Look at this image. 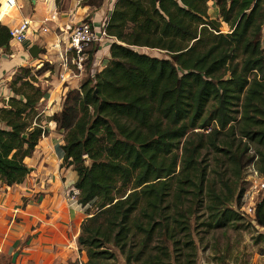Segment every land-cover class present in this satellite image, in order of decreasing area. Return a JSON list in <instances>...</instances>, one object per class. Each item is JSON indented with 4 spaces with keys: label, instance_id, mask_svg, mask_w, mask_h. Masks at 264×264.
I'll use <instances>...</instances> for the list:
<instances>
[{
    "label": "trees",
    "instance_id": "1",
    "mask_svg": "<svg viewBox=\"0 0 264 264\" xmlns=\"http://www.w3.org/2000/svg\"><path fill=\"white\" fill-rule=\"evenodd\" d=\"M215 4L220 19L208 15V0H116L105 21L113 38L107 65L80 91L69 90L63 109L48 118L64 132L62 165L75 170L79 202L87 205L77 237L84 264H110L113 249L126 263L197 264L195 208L204 206L209 228L235 223L242 216L231 202L243 192L236 196L250 148L264 174V0ZM10 39L0 21V49ZM31 72L16 69L8 84L14 95L0 107V182L8 186L23 181L24 158L47 134L38 108L46 90ZM205 148L228 157L235 180L215 186ZM255 220L264 228V196ZM154 237L160 243L151 245Z\"/></svg>",
    "mask_w": 264,
    "mask_h": 264
},
{
    "label": "crops",
    "instance_id": "2",
    "mask_svg": "<svg viewBox=\"0 0 264 264\" xmlns=\"http://www.w3.org/2000/svg\"><path fill=\"white\" fill-rule=\"evenodd\" d=\"M79 1L64 0L59 11L56 0H0V21L8 28L24 17L32 20L31 30L22 42L25 51L19 49L22 46L9 42L12 54L0 61V79L5 75L3 80L7 81L18 67L23 66L30 58L28 49L32 45L43 46L45 52L38 58H32L33 63L28 66H40L46 60L53 67L51 78L54 81L51 83L56 90L54 93L47 92L41 100H48L40 110L42 116L45 113V118L60 110L66 91H80L84 79L90 77L89 67L84 72L73 68L71 72L64 67L59 49L53 46L58 38L64 36L60 29L86 18L94 28L99 29L116 2L102 0L100 6L92 7ZM213 2L210 1L211 4ZM211 7L210 17L216 18L219 13L215 2ZM44 18L48 20L43 22ZM112 42L113 38L109 36L95 48L94 73L107 65ZM60 73L66 76L65 81L59 78ZM43 84L41 81V86L45 88ZM9 96L11 91L5 84L0 91V99L5 100ZM50 97L54 98L52 103H49ZM60 98L62 101L59 104ZM44 124L48 128L47 135L39 139L32 155L24 158L29 172L23 181L11 186L0 182V252L14 254L11 259V262L14 259V264H67L76 261L84 264L87 255L79 249L77 237L86 213L84 209L76 210L68 206L65 200V191L75 185L77 174L71 165H62L63 132L56 128L54 120H44Z\"/></svg>",
    "mask_w": 264,
    "mask_h": 264
},
{
    "label": "rangeland",
    "instance_id": "3",
    "mask_svg": "<svg viewBox=\"0 0 264 264\" xmlns=\"http://www.w3.org/2000/svg\"><path fill=\"white\" fill-rule=\"evenodd\" d=\"M86 1L88 0H80L79 2L80 4H83V2H86ZM90 1L93 3L97 2V0H90ZM210 1H208V10H207V13H209V16L212 14L211 11L213 9L211 6H213V3L215 2V0H212L214 1L212 4L210 3ZM62 2H64V0H57L56 2V6L59 11L62 8ZM91 5L93 6L94 4H91ZM216 18L220 19L219 15ZM220 30L221 32L226 33L229 31V27L226 23L221 22ZM21 44L15 43L17 47H20V46L23 47V48L20 47L19 49H22L25 51L26 48L23 46V43ZM10 48L11 46L9 44L8 50L3 51L2 49H0V59H1L0 61L4 59L6 60L9 58V55L12 54V51L10 50ZM137 50L147 52L154 56H160V57L164 56V54L161 51L149 50V49L146 50V49H139V48ZM43 52H45V49L42 46L40 54H42ZM30 63H33V59L31 56L28 60H26V62H24L23 66H28ZM44 63H48V62L45 60ZM33 65L34 64L28 67L32 68L31 74L34 73L35 77L37 76L39 81L40 79L41 81H43L44 83L43 85L45 87L44 89L46 90L44 97L47 95L46 94L47 92L51 93L52 91V93H54L55 92L54 90L56 89H54V84L51 83L54 80H53V77L51 78V75H52L51 73L53 72V68L50 67L51 66L50 63H48V65L50 66H45L46 70L44 71L42 70L41 73L40 72L36 73V71L42 69L43 68L42 65L40 66L38 65L33 66ZM50 68L52 71L50 70ZM12 75L7 81L3 80L5 77V75H3V77L0 79V84H1L0 91L2 88L3 89L5 88V84H7L8 86L12 78ZM9 90L11 91L10 88ZM69 90H75V89H69ZM68 91H66L65 96H63L64 97L63 104L60 107V110H57V112L55 113L53 112V115L59 114V112L63 109L65 98L67 96ZM13 95L14 94L11 91V96ZM8 98H6L5 100L0 99L1 100L0 107L6 103ZM61 98L58 101L59 104H60V101H62ZM47 101L48 100H45L43 102L40 101V103L41 102L42 103L38 106L39 110L43 109V106ZM52 101H54V98L50 97L49 103H52ZM43 114L44 115H43L42 123L44 124V120H47L48 117L45 118V113ZM76 115H77V112L72 111V113L70 114L71 119L74 118ZM56 128L60 130L57 127V123H56ZM46 129L48 133V128L46 127ZM198 130L199 129H196L195 131H198ZM238 143L239 141L236 140L235 144L237 145ZM223 147L225 148L226 146H223ZM202 159L204 160L203 164L208 165V168H207L208 178L210 180L213 179L215 181V186L217 188H220L221 186V179H228L230 183L233 180H235V176L232 170V163L228 159V157L223 155V152H218L217 150L215 151L213 148H205L202 150ZM240 188H243V189L246 188V184L243 180H241L240 183H238L237 190H236V196L239 193L238 191L240 190ZM234 202H235L234 200L231 202L232 207H233ZM88 208L91 212L93 211L92 206L89 205ZM195 209H196V212L190 217V228H191V233L195 241V245H196V257L195 258H196L197 264H264V238H263L264 228H260L259 225L251 223L245 217H241L240 220L236 221L235 223H231L227 225L226 227L209 228L205 225L206 221L208 220V214L204 206L202 205V206L196 207ZM87 215L88 214H86V217ZM260 234L263 237H259ZM158 243H160L159 237H154L151 245H156ZM113 250L116 252L117 256L114 260L110 262V264H133V263H126L124 260V257L119 253V251L117 249H113ZM154 251L155 250H153V252ZM13 255L4 254L0 252V264H6L7 262H11ZM173 260L174 258L172 257L171 262H173Z\"/></svg>",
    "mask_w": 264,
    "mask_h": 264
},
{
    "label": "built area",
    "instance_id": "4",
    "mask_svg": "<svg viewBox=\"0 0 264 264\" xmlns=\"http://www.w3.org/2000/svg\"><path fill=\"white\" fill-rule=\"evenodd\" d=\"M48 19L44 18L43 22ZM105 21L99 29L92 26L89 20L84 19L76 24H66L60 30L64 36L58 38L53 44L55 48L59 49L60 58L66 69L73 72H84L86 67H89L90 77H94V66L96 61H89L88 51L95 49L102 41L109 37L105 31ZM32 20L29 17L22 18L18 23L9 27L11 39L15 43H22L28 36L31 30ZM111 38V37H110ZM71 65V67L69 66ZM73 68V69H72ZM61 80H66L63 73L59 74ZM209 132L210 128L202 130ZM249 154L253 156V160L245 167L243 171L242 180L246 184V188L240 196V199L234 202L233 208L242 216L247 218L251 223L256 224L255 207L257 202L264 196V174L261 173L257 166V155L253 149H249ZM79 190L75 186H70L65 191V200L68 206L76 210H85L87 205H82L79 202ZM78 264H82L78 261Z\"/></svg>",
    "mask_w": 264,
    "mask_h": 264
},
{
    "label": "water",
    "instance_id": "5",
    "mask_svg": "<svg viewBox=\"0 0 264 264\" xmlns=\"http://www.w3.org/2000/svg\"><path fill=\"white\" fill-rule=\"evenodd\" d=\"M41 49V47L34 44L28 49V53L32 58H38L40 56ZM12 262H14V259L12 260Z\"/></svg>",
    "mask_w": 264,
    "mask_h": 264
},
{
    "label": "bare ground",
    "instance_id": "6",
    "mask_svg": "<svg viewBox=\"0 0 264 264\" xmlns=\"http://www.w3.org/2000/svg\"><path fill=\"white\" fill-rule=\"evenodd\" d=\"M12 43H14V42L12 41Z\"/></svg>",
    "mask_w": 264,
    "mask_h": 264
}]
</instances>
